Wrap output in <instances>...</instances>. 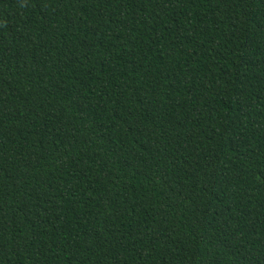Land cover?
<instances>
[{"label": "trees", "instance_id": "16d2710c", "mask_svg": "<svg viewBox=\"0 0 264 264\" xmlns=\"http://www.w3.org/2000/svg\"><path fill=\"white\" fill-rule=\"evenodd\" d=\"M0 264H264V0H0Z\"/></svg>", "mask_w": 264, "mask_h": 264}]
</instances>
